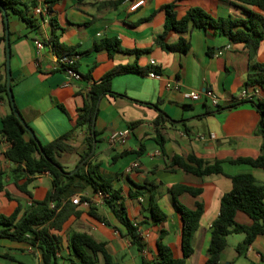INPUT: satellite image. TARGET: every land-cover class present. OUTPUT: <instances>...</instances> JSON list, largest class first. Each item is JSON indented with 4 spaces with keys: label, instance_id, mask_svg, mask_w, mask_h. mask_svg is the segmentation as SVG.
<instances>
[{
    "label": "crops",
    "instance_id": "crops-1",
    "mask_svg": "<svg viewBox=\"0 0 264 264\" xmlns=\"http://www.w3.org/2000/svg\"><path fill=\"white\" fill-rule=\"evenodd\" d=\"M50 1L53 17L47 20L42 16H34L31 0H20L19 7L28 11L34 26H29L12 12L9 14L11 86L15 103L24 121L42 143H48L73 129L80 108L84 105V93L107 72L125 64H137L144 69V72L116 74L112 78V89L120 95L107 94L99 100L94 128L101 134L94 144L93 161L100 163L103 173L114 175V185L123 191L130 219L138 223L143 232L145 251L142 253L124 236L126 227L100 200L98 193H89V189L85 193L91 196L98 211L105 214L112 225L108 226L92 217L88 213V206L80 204L77 206L80 215H71L63 223V229L57 233L66 239L68 230L88 231L108 242L110 253L120 264H144L143 257L148 264H153L158 256L157 243L160 236L174 257H183L184 221L176 201L191 208L197 202H202L205 211L194 237L195 251L186 263L206 264L212 236L211 226L220 212L222 196L233 186L232 180L224 174L201 177L181 168L172 169L167 164L168 157L193 153L209 162H215L217 159L239 156L257 157L263 153L264 136L256 132L260 113L250 102L231 105L244 99L264 100V86L246 87L252 62H264V40L252 57L244 43L232 42L212 27L170 33L168 43H177L181 36L191 42L190 49L185 53L164 49L156 38L164 29V6L168 3H176L179 17L191 7L202 8L214 17H245L246 9L264 15V9L248 4L245 0H123L117 3L114 2L118 0ZM52 21L56 23L55 33L59 40L77 47L79 51H85L95 41L105 38L118 39L125 49L146 50L139 55L125 51L111 55L106 49L80 55L78 69L83 78L70 81L68 74L58 67V54L51 44L46 43L53 33ZM1 36H5V40L0 42V81L5 78L8 81L6 25L0 12ZM35 40L45 43L39 52ZM151 60H155L156 64L153 65ZM151 72L159 76L153 77ZM88 73L90 78H84ZM177 81L180 82L179 89L173 87ZM168 83L172 86H168ZM245 88L249 91L248 97L243 96ZM206 89H212L219 96L218 106L212 105L205 97L192 100L183 94L184 90L203 92ZM153 104H158L173 120L181 122L155 124L160 110ZM207 109L211 113L204 115ZM9 112L7 102L0 100V169L5 173L6 188L12 195L9 198L5 191H0V213L6 214H11L19 202L25 208L33 199L44 198L52 188L49 172L39 174L28 184L31 195L21 191L14 182L15 165L5 154L10 143L1 133V120ZM136 121L139 123L130 125ZM157 129L165 137L163 148L156 141ZM120 130H129V137L122 144H113L110 135ZM86 134V128L75 130L70 142L77 150L65 152L59 158L69 170L75 168L80 153L87 150L82 152L78 149V145L87 148L83 144ZM212 134L215 137H211ZM24 136L28 139L30 133ZM101 139H105L106 147L100 144ZM135 162L139 163L138 167L129 170ZM223 167L227 174L252 172L264 184L262 168L227 161ZM147 179L161 184L156 200L159 211L165 215L161 222H156L150 211L143 207V197L129 196L134 183H143ZM179 183L201 187L203 191L197 196L182 192L175 198L170 187ZM236 219L244 224L252 222L243 212H238ZM233 236H228V246L219 264H264V234L259 235L242 255H238L236 246L245 235L241 234L238 238ZM7 240L0 239V256L11 259L3 256L10 255L14 261H19L14 255V248L18 252L21 250L22 254L33 256L35 249L31 250L27 243L13 245L12 241ZM63 253H69L67 241ZM35 254L36 264H41L40 251ZM19 263L33 264L22 260Z\"/></svg>",
    "mask_w": 264,
    "mask_h": 264
},
{
    "label": "trees",
    "instance_id": "trees-1",
    "mask_svg": "<svg viewBox=\"0 0 264 264\" xmlns=\"http://www.w3.org/2000/svg\"><path fill=\"white\" fill-rule=\"evenodd\" d=\"M120 1L123 0L114 3ZM245 2L264 9V0H245ZM19 3L20 0H0L2 16L4 17L2 11V7H4L7 9L8 15L12 12L26 21L29 26H34L33 18L28 15L26 9L19 7ZM32 3L34 5V1ZM25 4L28 7V4ZM164 10V29L158 34L156 41L168 51L185 53L191 46V42L184 36H181L177 43H168L167 38L170 33H184L194 29H206L207 27L216 29L221 34L229 37L232 42L244 43L252 57L264 40V15L261 12L246 9L245 17H214L202 8L191 7L186 14L179 17L175 2L166 4ZM52 24L54 26L53 33L46 43L52 45L59 57L63 55L75 57L77 54H89L103 49L108 50L111 55L117 51L132 52L139 55L146 50L125 49L118 39L105 38L95 41L91 48L79 51L77 47L61 42L59 36L55 33L56 23L52 21ZM4 40L5 36H1L0 42ZM78 62L79 59H74L73 63L68 66L79 71ZM64 68L66 66L62 65L60 70H64ZM130 71L144 72V69L137 64L118 65L107 72L99 82L94 83L84 93V105L80 108L73 129L48 143H42L37 136L31 134L28 139L25 138L24 134L29 132L26 125L30 129L31 127L27 123L24 125L22 120L15 114V110H18L22 117L16 103L12 104L7 79L0 81V100H5L10 107V112L1 120V133L10 143V147L5 154L15 165L13 168L14 182L21 191L31 195L27 187L29 183L39 174L45 172H49L52 176V188L44 198L35 199L25 208L19 202L11 214L0 213V239L27 243L38 248L41 253V264H120L110 253L108 242L97 238L88 231L68 230L66 239L63 235L57 233L63 229V223L71 215H80V211L77 209L78 204H74L72 201V196L75 194H80L82 201L90 202L88 213L92 217L108 226L112 225L107 216L99 212L98 207L85 194L88 188L93 193L102 192L105 195L104 203L126 227L124 236L136 245L142 253L146 249V243L140 233L138 223H134L129 217L123 191L114 185V175L103 173L100 163L93 161L95 156L94 144L99 140L98 137L101 134L94 128L98 113V102L102 96L107 94L111 96L120 95L112 89V78L118 73ZM85 77L90 78V73L84 75ZM250 86L254 88L264 86V62H252L249 78L246 82V87L249 88ZM244 102H250L260 113V121L256 132L264 136V100L244 99L231 106ZM153 105L160 110L154 121L155 124L159 125L165 121L181 122L173 120L159 108L158 104ZM209 113L211 111L207 109L204 115ZM138 123L139 121H136L130 125L134 126ZM78 128H86L87 150L85 153H80V160L76 167L69 170L59 158L65 152L77 150L70 140ZM156 141L163 148L165 137L159 129H157ZM262 150L263 153L257 157L239 156L226 160L217 159L215 162H209L193 153L186 156L174 154L168 157L167 164L172 169L181 168L188 173L201 177L210 174H224L232 180L233 186L222 196L220 212L211 226L212 236L206 264L220 263L222 253L228 246L229 235H245L244 239L236 246L238 255H242L246 253L259 235L264 234V184L252 172L227 174L223 167V163L227 161L231 164H245L253 168L264 169V145ZM4 174V171L0 169V191H5L7 196L12 198L11 193L6 188ZM160 186L161 184L155 180L147 179L143 183H134V187L129 191V196L132 198H144L141 201L142 205L150 211L156 222H161L165 218V215L159 211L156 204ZM170 191L176 198L182 192L197 196L202 193L203 189L179 183L171 186ZM176 204L184 221L182 229L183 257H174L171 249L162 243V237L160 236L157 243L158 256L153 264H187V258L195 251L194 237L200 226V219L205 211V206L202 202H197L193 208L184 206L177 201ZM238 212L248 215L252 222L250 224L238 222L236 219ZM66 241L70 254L63 253ZM3 256L15 260L10 255ZM262 260L264 261V253L262 254ZM143 263L148 264L144 257ZM0 264L3 263L0 262Z\"/></svg>",
    "mask_w": 264,
    "mask_h": 264
},
{
    "label": "built area",
    "instance_id": "built-area-1",
    "mask_svg": "<svg viewBox=\"0 0 264 264\" xmlns=\"http://www.w3.org/2000/svg\"><path fill=\"white\" fill-rule=\"evenodd\" d=\"M32 1H34V12H33L34 16H36V17L42 16L44 19H47V20L52 19L53 7H52V3L50 0H32ZM101 1H103V0H101ZM135 1L138 2V1H142V0H135ZM34 42H35V45H36L38 52L41 51V49H43L45 47V43L42 40H35ZM219 53H222V51H219ZM79 58H80L79 54H77L75 57H69L66 55L58 57V67H59V69H62V65L66 66V68H64V70H62V71H64L65 73L68 74L70 81L73 79L74 80H81L83 78V75L79 71L68 66V65H71L73 63L74 59H79ZM151 63L154 65V64H156V61L151 60ZM150 75L153 77L159 76L158 73H155V72H151ZM168 86H172L171 83H168ZM173 87L176 89H179L180 88V82L179 81L175 82L173 84ZM183 94L186 98H189L192 100H199V99L205 97L206 99H209L211 101L212 105H214V106H218L219 101H220L219 96L212 89H206L203 92H199V91H195V90H184ZM249 95H250L249 91L245 88L243 90V96L248 97ZM129 134H130L129 130L114 131L110 135V141L113 144H117V143L122 144L129 137ZM211 137H215V135L212 134ZM201 138H204V136H201ZM138 165H139V163L135 162L129 168V170H132V169L138 167ZM98 195H99L100 200L104 201L105 195L102 192H99ZM72 201L74 204H78V205L83 204V205L88 206V207H89V203H90L89 201H82L80 194L73 195ZM140 233H141V235H143V232H141V230H140Z\"/></svg>",
    "mask_w": 264,
    "mask_h": 264
},
{
    "label": "rangeland",
    "instance_id": "rangeland-1",
    "mask_svg": "<svg viewBox=\"0 0 264 264\" xmlns=\"http://www.w3.org/2000/svg\"><path fill=\"white\" fill-rule=\"evenodd\" d=\"M83 144L84 145H86L87 146V143H86V140L84 139V142H83ZM100 144L101 145H103V147H106L107 146V144H106V142H105V139H101V141H100ZM81 147V148H80ZM83 147V148H82ZM78 149L80 150V151H82V152H84V150L85 149H87V148H85V146H81V145H78ZM64 160V159H63ZM77 165V164H76ZM76 167V166H75ZM89 189V193H93V191L90 189V188H88ZM92 191V192H91ZM86 194V193H85ZM29 195V194H28ZM87 195V194H86ZM89 197H91L90 195H89ZM35 199H33L32 200V202L34 201ZM94 205H96L95 203H93ZM27 206H29V205H27ZM26 206V207H27ZM97 207V206H96ZM233 237H236V238H238V237H241V234H234V236ZM232 239H234V238H232ZM7 241H9V240H7ZM9 242H11V240L9 241ZM12 243H13V245H17V244H19L18 242H14V241H12ZM29 245V244H28ZM29 248L32 250V249H35V252H34V254H32L33 256V258L31 257V256H29V255H25V254H22V253H20L21 252V250H20V252H18L15 248L13 249V252H15L14 253V255L16 256V258L19 260V261H14V260H11V259H7V258H4V257H2V256H0V262L1 263H3V264H20L19 262H20V260H22L23 262H27V263H33V264H36V261L34 260V257H36L37 255L35 254L37 251H39V249L38 248H36V247H33V246H30L29 245ZM24 249H22V251H23ZM233 253H235V250H233ZM232 253V254H233ZM231 254V255H232Z\"/></svg>",
    "mask_w": 264,
    "mask_h": 264
},
{
    "label": "water",
    "instance_id": "water-1",
    "mask_svg": "<svg viewBox=\"0 0 264 264\" xmlns=\"http://www.w3.org/2000/svg\"><path fill=\"white\" fill-rule=\"evenodd\" d=\"M2 11H3L4 19H5V24H6V51H7L6 65H7V78H8L7 86H8V90H9V96L12 100V104L14 105L15 99H14V94H13L12 86H11V66H10L11 45H10L9 15H8V11L6 8L2 7ZM15 114L22 120L23 124L26 125V122L20 116L18 110H15ZM26 128L28 129L29 133L32 136H36L35 133L33 132V130H31L27 125H26Z\"/></svg>",
    "mask_w": 264,
    "mask_h": 264
}]
</instances>
